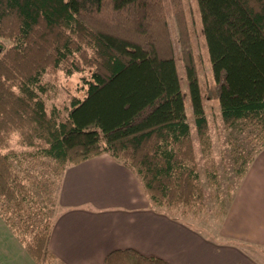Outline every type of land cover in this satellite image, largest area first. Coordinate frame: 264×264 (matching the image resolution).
I'll return each mask as SVG.
<instances>
[{"label":"trees","instance_id":"obj_1","mask_svg":"<svg viewBox=\"0 0 264 264\" xmlns=\"http://www.w3.org/2000/svg\"><path fill=\"white\" fill-rule=\"evenodd\" d=\"M169 1L212 184L217 177L181 1ZM196 2L222 122L253 147L232 152L241 180L264 148V0ZM86 70L84 97L48 112L43 77ZM13 136L34 151L28 156L38 166L18 160L9 146ZM101 155L133 171L152 205L166 214L181 210L184 217L204 208L163 1L0 0V218L35 264L55 262L48 250L51 213L43 203L67 167ZM104 264L167 263L117 250Z\"/></svg>","mask_w":264,"mask_h":264},{"label":"crops","instance_id":"obj_2","mask_svg":"<svg viewBox=\"0 0 264 264\" xmlns=\"http://www.w3.org/2000/svg\"><path fill=\"white\" fill-rule=\"evenodd\" d=\"M245 177L210 235L155 208L133 171L109 155L67 167L48 250L58 264H104L117 250L167 264H264V148ZM0 264H35L1 218Z\"/></svg>","mask_w":264,"mask_h":264},{"label":"rangeland","instance_id":"obj_3","mask_svg":"<svg viewBox=\"0 0 264 264\" xmlns=\"http://www.w3.org/2000/svg\"><path fill=\"white\" fill-rule=\"evenodd\" d=\"M162 1L180 87L183 94L186 118L190 127L191 141L196 156L198 175L205 195L204 208L196 212L193 211L191 213H186L183 218L190 222L193 221L196 223L195 225H198L197 227L204 232L207 233V231H209L211 233L210 235H215L217 234L218 229H220L223 216L227 212L230 203L239 192V188L248 182V178L245 177L239 180L236 176L233 168L232 152L234 150L240 152L253 151V147L250 148L244 141L242 142V138L237 139L238 136L228 130L222 122L219 105L215 96L214 82L207 49L202 34L197 2L196 0H180V12L182 14L184 35L188 42V48L194 59V65L197 71L199 87L202 95L203 109L210 136L211 151L208 160L213 161L217 177L216 182H213L212 184L208 183L206 172L208 168L205 163L206 158L203 157L200 151V145L196 136L187 93L178 28L172 13L170 1ZM6 45L8 44L6 43ZM90 73L91 71L86 70L82 74H76L71 77L64 76L62 72H58L55 75H45L42 79V83L46 87V94L43 96V99L48 112L53 107L60 109L67 107L72 97L82 99L86 88L84 80H89ZM9 146L17 153L18 160L23 161L25 167H29L32 164L36 166L41 163L39 161L31 162L28 155H31L34 151L20 147L17 142V136L11 138ZM260 151L254 153L253 159L258 153H260ZM57 195L58 190L53 192L49 203L46 201L43 203L46 206L45 211L51 213L52 220L57 212ZM46 199L47 198H45V200ZM181 212V210L174 211L171 215L182 217ZM49 264L58 263L51 261Z\"/></svg>","mask_w":264,"mask_h":264}]
</instances>
